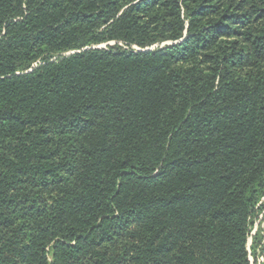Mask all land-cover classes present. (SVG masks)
Instances as JSON below:
<instances>
[{"label": "trees", "instance_id": "16d2710c", "mask_svg": "<svg viewBox=\"0 0 264 264\" xmlns=\"http://www.w3.org/2000/svg\"><path fill=\"white\" fill-rule=\"evenodd\" d=\"M263 197L264 0H0V264H251Z\"/></svg>", "mask_w": 264, "mask_h": 264}, {"label": "rangeland", "instance_id": "374dc122", "mask_svg": "<svg viewBox=\"0 0 264 264\" xmlns=\"http://www.w3.org/2000/svg\"><path fill=\"white\" fill-rule=\"evenodd\" d=\"M113 43V42H109ZM165 43H170V42H165ZM162 43L161 45H163ZM104 45V44H101ZM153 47V46H152ZM259 204H262V210L258 213V217L254 220V226L252 228L251 234H254L256 231H261L260 235L264 234V197L261 198L259 201ZM250 238L248 240V245L250 243ZM260 245L258 246V253L256 259L252 257V255H249L250 263L251 264H264V237L260 240ZM250 251V250H249Z\"/></svg>", "mask_w": 264, "mask_h": 264}]
</instances>
